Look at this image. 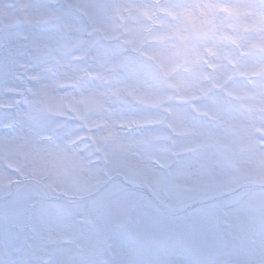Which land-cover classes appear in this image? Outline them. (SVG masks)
I'll return each instance as SVG.
<instances>
[{"label": "rangeland", "instance_id": "1", "mask_svg": "<svg viewBox=\"0 0 264 264\" xmlns=\"http://www.w3.org/2000/svg\"><path fill=\"white\" fill-rule=\"evenodd\" d=\"M136 2L0 0V160L33 139L72 136L93 161L67 187L0 166V264H244L264 242L260 193L236 186L194 199L169 191L200 174L230 172L232 161L219 137L175 157L168 150V125L154 104L164 90L158 70L126 51H134L128 33L116 35L111 21L120 3ZM70 95L88 111L62 109ZM176 124L183 126L182 113ZM126 137L140 143L129 150ZM110 156L156 190L109 181Z\"/></svg>", "mask_w": 264, "mask_h": 264}, {"label": "clouds", "instance_id": "2", "mask_svg": "<svg viewBox=\"0 0 264 264\" xmlns=\"http://www.w3.org/2000/svg\"><path fill=\"white\" fill-rule=\"evenodd\" d=\"M110 16L114 30H120L116 35L128 33L125 39L134 54L158 70L164 90L154 104L158 118L168 125L162 138L172 156L199 148L210 137L221 138L228 149L230 172L173 183L171 194L198 199L245 186L264 200V0H137L127 7L120 3ZM129 18L134 25L127 23ZM35 102H42L39 93ZM60 107L78 114L88 111L71 95ZM178 113L183 126L176 124ZM78 134L95 149L83 130ZM123 139L129 150L140 143ZM82 151L72 136L48 144L36 138L0 160V166H13L20 178L39 173L67 187L66 179L91 170L93 161ZM103 163L129 183L144 182L135 170L121 167L117 156ZM243 260L264 264V242Z\"/></svg>", "mask_w": 264, "mask_h": 264}, {"label": "water", "instance_id": "3", "mask_svg": "<svg viewBox=\"0 0 264 264\" xmlns=\"http://www.w3.org/2000/svg\"><path fill=\"white\" fill-rule=\"evenodd\" d=\"M114 178H120V176L119 175H115Z\"/></svg>", "mask_w": 264, "mask_h": 264}]
</instances>
